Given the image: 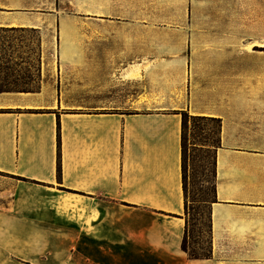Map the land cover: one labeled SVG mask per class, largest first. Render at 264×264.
Listing matches in <instances>:
<instances>
[{
    "label": "crops",
    "instance_id": "0c3cea01",
    "mask_svg": "<svg viewBox=\"0 0 264 264\" xmlns=\"http://www.w3.org/2000/svg\"><path fill=\"white\" fill-rule=\"evenodd\" d=\"M205 1L0 0L2 79L58 53L38 88L0 86V264H264V111L235 110L201 58L227 38L206 31ZM59 81L137 88L67 106ZM183 113L220 123L208 257L182 248Z\"/></svg>",
    "mask_w": 264,
    "mask_h": 264
},
{
    "label": "rangeland",
    "instance_id": "374dc122",
    "mask_svg": "<svg viewBox=\"0 0 264 264\" xmlns=\"http://www.w3.org/2000/svg\"><path fill=\"white\" fill-rule=\"evenodd\" d=\"M205 5V13L212 19L206 24V31L223 34L227 38L205 40L201 46L218 49L223 54L201 58L216 60L219 67L216 66L215 70L221 71L222 75V95L233 98L235 110L264 111V0H206ZM56 57L52 64H47L44 58L39 61L37 55L30 57L29 65L24 64V71L21 76H16V82L10 83L12 80H4L0 76V86L38 88L43 69L45 73L47 69H52L55 75L58 74V53ZM26 66L29 67L28 73ZM59 86L68 93L67 101L63 103L67 106L77 101L84 106L127 104L137 88L135 83L127 82L119 93H102L88 88L72 89L68 82L59 81ZM219 130L220 123L216 120L187 117L185 171L189 200V246L198 253L205 252L209 245L208 225L210 205L214 199L215 146L219 144Z\"/></svg>",
    "mask_w": 264,
    "mask_h": 264
},
{
    "label": "trees",
    "instance_id": "16d2710c",
    "mask_svg": "<svg viewBox=\"0 0 264 264\" xmlns=\"http://www.w3.org/2000/svg\"><path fill=\"white\" fill-rule=\"evenodd\" d=\"M192 118H199L202 120H216L219 122V120L215 117H208V116H193L189 115L187 113H183V132H182V166H183V185L185 190V213L187 216L186 219V234L183 239L182 248L189 252V254L193 257H208L211 255V242L210 239L208 241V249L205 252L198 253L197 250L194 247L189 246V237H190V228H189V219H188V212H189V200H188V191H187V181H186V166H185V160H186V152H187V138H186V126H187V117ZM59 136V149H58V171L60 172L61 169V153H60V132L58 133ZM206 201V200H203ZM209 230H210V223H209Z\"/></svg>",
    "mask_w": 264,
    "mask_h": 264
},
{
    "label": "bare ground",
    "instance_id": "6f19581e",
    "mask_svg": "<svg viewBox=\"0 0 264 264\" xmlns=\"http://www.w3.org/2000/svg\"><path fill=\"white\" fill-rule=\"evenodd\" d=\"M249 47H251V46H249ZM139 70V69H138ZM130 75H136V74H134V72H132Z\"/></svg>",
    "mask_w": 264,
    "mask_h": 264
}]
</instances>
